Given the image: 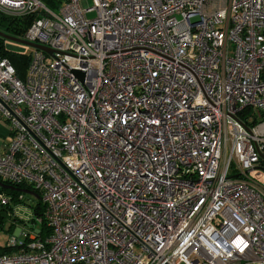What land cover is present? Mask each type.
<instances>
[{
  "label": "built area",
  "instance_id": "obj_1",
  "mask_svg": "<svg viewBox=\"0 0 264 264\" xmlns=\"http://www.w3.org/2000/svg\"><path fill=\"white\" fill-rule=\"evenodd\" d=\"M56 9L0 0L52 51L24 79L0 57V178L40 192L49 227L0 264H264V0Z\"/></svg>",
  "mask_w": 264,
  "mask_h": 264
},
{
  "label": "trees",
  "instance_id": "obj_2",
  "mask_svg": "<svg viewBox=\"0 0 264 264\" xmlns=\"http://www.w3.org/2000/svg\"><path fill=\"white\" fill-rule=\"evenodd\" d=\"M46 6L51 9H56L60 4L61 0H41ZM32 18L30 16L25 17H13L0 13V31L21 38L24 32L29 27ZM7 40L0 37V57L7 58L13 65L16 71V75L20 79H24L26 70L30 61V54L21 52L10 48L7 45ZM5 190L6 194H10L12 197V202L7 207L14 209L16 204L28 205L31 207L32 211V221H37L41 219L38 223L39 228L42 232H47L49 227L44 219V204L41 201L40 192L35 190L33 187L24 184H13L6 180L0 178V192ZM23 194V198L19 199V195ZM3 206V205H0ZM18 219L12 220L11 226L9 227L10 235H12L14 230L13 222ZM1 221V217H0ZM13 249L6 245L0 247V254L10 253Z\"/></svg>",
  "mask_w": 264,
  "mask_h": 264
},
{
  "label": "rangeland",
  "instance_id": "obj_3",
  "mask_svg": "<svg viewBox=\"0 0 264 264\" xmlns=\"http://www.w3.org/2000/svg\"><path fill=\"white\" fill-rule=\"evenodd\" d=\"M57 10V9H53ZM94 14L90 13L88 14V17H92ZM7 45L15 50L25 52L27 54H31V52L34 50L33 47L7 40ZM49 58V55H47ZM250 177L256 178L258 181H262L264 179V173L260 170H252L248 172ZM5 190H2L1 192H4ZM0 247L6 245L8 238L10 237L9 227L11 226L12 220L17 217L13 224H14V230L12 235L17 233L18 231V240H25V238L28 235V232H31V229H35L38 227V219L37 221H32V211L31 207L28 205H22L18 210L17 209H11L7 206H0Z\"/></svg>",
  "mask_w": 264,
  "mask_h": 264
},
{
  "label": "crops",
  "instance_id": "obj_4",
  "mask_svg": "<svg viewBox=\"0 0 264 264\" xmlns=\"http://www.w3.org/2000/svg\"><path fill=\"white\" fill-rule=\"evenodd\" d=\"M10 141V125L0 114V155L5 153Z\"/></svg>",
  "mask_w": 264,
  "mask_h": 264
},
{
  "label": "water",
  "instance_id": "obj_5",
  "mask_svg": "<svg viewBox=\"0 0 264 264\" xmlns=\"http://www.w3.org/2000/svg\"><path fill=\"white\" fill-rule=\"evenodd\" d=\"M0 37H3L5 38L6 40H9V41H13V42H18V43H22V44H26V45H29L33 48H37V49H40L42 51H45L47 53H51L52 51L46 47V46H43V45H40V44H36V43H32V42H29L23 38H19V37H15V36H12V35H8L2 31H0ZM78 75H81V73L77 72ZM264 170V169H263Z\"/></svg>",
  "mask_w": 264,
  "mask_h": 264
}]
</instances>
